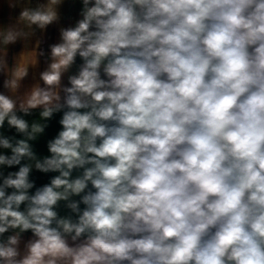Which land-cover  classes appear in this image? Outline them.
<instances>
[{
    "label": "clouds",
    "instance_id": "1",
    "mask_svg": "<svg viewBox=\"0 0 264 264\" xmlns=\"http://www.w3.org/2000/svg\"><path fill=\"white\" fill-rule=\"evenodd\" d=\"M0 264H264V0H0Z\"/></svg>",
    "mask_w": 264,
    "mask_h": 264
}]
</instances>
